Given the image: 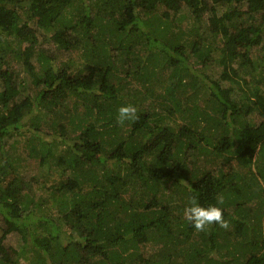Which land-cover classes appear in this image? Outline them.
Returning a JSON list of instances; mask_svg holds the SVG:
<instances>
[{"label":"trees","instance_id":"trees-1","mask_svg":"<svg viewBox=\"0 0 264 264\" xmlns=\"http://www.w3.org/2000/svg\"><path fill=\"white\" fill-rule=\"evenodd\" d=\"M80 2L78 11L71 0H0V264H264V89L247 93L245 109L238 105L229 87L202 71L210 49L198 31L225 37L221 78L231 79L239 60L251 72L259 68L262 86L264 54L255 50L264 46V0H96V9ZM184 6L198 22L187 52L172 24ZM37 27L52 28L57 51L81 49L79 66L39 53ZM34 56L46 67L33 77L35 93L18 99L16 64L34 71ZM164 67L175 68L168 80L158 76ZM133 81L148 82L154 105L138 108ZM128 104L139 119L125 129L116 115ZM16 136L41 165L62 168V179L46 186L60 216L36 214L34 199H26L39 178L7 160ZM192 154L203 162L189 161ZM193 196L222 208L235 231L197 232L183 216ZM11 233L31 246L28 263L19 261L27 251L4 242ZM148 242L154 251L144 249Z\"/></svg>","mask_w":264,"mask_h":264},{"label":"rangeland","instance_id":"rangeland-1","mask_svg":"<svg viewBox=\"0 0 264 264\" xmlns=\"http://www.w3.org/2000/svg\"><path fill=\"white\" fill-rule=\"evenodd\" d=\"M72 1V6L74 8H76L78 11H80L81 9V2L80 0H71ZM95 3L96 0H86V4L90 7H93L96 9L95 7ZM70 9L69 7L67 8V10ZM221 9V8H220ZM245 19H250L251 17H247L244 16ZM76 18L74 17V20ZM236 21H238L237 19H235ZM247 20V21H248ZM172 24L174 26L173 31H180L181 34L180 36L176 37V41L177 42H182V45L184 46V52L188 51L187 48V42L189 41V39L193 38L192 34L190 32V29H192L193 27H195L198 22L196 20H194L193 18H190L189 16V10L187 7H182V9L175 15V17L172 18ZM31 25H33L35 27V24L31 22ZM105 25V24H104ZM202 25H205V23H202ZM104 30L106 31L105 36L103 37V39H107L110 38L112 36V33H109L108 31L110 30V25H106L104 27ZM206 27L203 26L200 28L199 33H201L203 39L205 40L206 44L209 45V49H210V55H209V59L207 61V65L202 69V71L209 76L211 79L218 81L222 87H229L231 89V94L233 95V99L234 101L238 104V105H243L244 109L247 107V105L250 104L249 100H248V96L247 93H251L253 92L256 88L261 91V89H264V84L262 86H260L259 84L256 83V78L254 77V73L256 75L257 72H259V68L257 67L255 71H250V69L244 65H240L239 64V60L235 61L233 63V67L235 72L232 73L231 71H229L230 75H231V79L229 80H224L223 78H221L220 74L223 70V66L224 64L222 62L219 61L221 55H222V51L221 48L223 46V42L225 40V37L222 34L219 35H212L210 34L207 30ZM52 33L53 30L52 28H40L37 27V36H38V43L36 46V49L39 53L42 54H46L49 55L51 57H53V60L51 63H54L56 65H63L65 62H67L69 60V58L71 57L74 62H73V68L74 67H78L79 64L81 63V61H83V57H82V50H74L72 52L71 55H67V53H61L59 51L56 50V47H58V45L53 41L52 38ZM262 42L264 43V33H263V39ZM142 45V46H141ZM143 45L144 44H139L137 51H142L143 50ZM264 47V46H263ZM260 47L258 49L255 50V53H258L259 55L264 54V48ZM4 51V55H9L7 51ZM57 51V54H56ZM263 51V52H262ZM55 53V54H54ZM192 56V55H191ZM12 58V57H10ZM196 57H191L190 60L193 61V59ZM165 61V60H164ZM16 62V60H15ZM18 62V61H17ZM32 63H33V70L31 71L30 69H27V67H23L21 63L18 62L17 67L19 69L18 72V76L19 79L22 81V85L20 87V91L21 94L18 97V99H20L21 97L25 96V95H33L35 93V84L33 81V77L34 75H41L43 74L42 72L44 71L46 64L41 61L40 59L38 60V57L34 56V58L32 59ZM163 65V60L160 61V66ZM175 68L173 67H169V68H160L158 69V76L162 77L163 79H167L169 78V74L171 73V71H173ZM178 70V69H177ZM179 71V70H178ZM37 73V74H34ZM169 82V81H168ZM130 86V90L129 92L131 93H135L136 96L139 98L136 100V102L138 103V108L140 110H146V106L148 104H152L153 103V98L150 95L149 91H145V88L148 87V82L147 84H142L141 82H137V81H133L131 82ZM0 88H1V82H0ZM261 94L264 95V92L261 91ZM141 97H147V98H141ZM152 102V103H151ZM198 103H202L200 101H198ZM29 114L28 108L24 107L23 108V116H27ZM42 112H36L35 116H36V122L37 124L40 121V118L42 117ZM173 118H176L177 115L174 114V116H172ZM248 119L249 121H258L256 120V115H254V113H249L248 114ZM170 121V120H169ZM44 125V124H43ZM123 127L125 129L129 128V124H125L123 125ZM124 129V135H127V131H125ZM47 131H50L49 129ZM19 137V138H18ZM18 141V142H16ZM25 140L21 139L20 136H16V137H12L11 139H9V144L8 146L5 148V155L8 157V161L13 162L14 166L16 167L15 170L16 171H25L24 174L25 175H33V176H37L39 178L38 182L35 183H31L29 182V187L31 192H29V194L25 195L26 199H34L33 202V208L35 210L36 214H50L51 217H57L60 216V214L56 213V211H52V209H50L49 207L51 205H53V201L50 200V196L48 194V190L46 188L47 185H49L50 183H57L62 179V175H61V170L62 168H55L53 171L51 168L48 169L47 166L41 165L39 162V158L37 156H35L34 151L32 149H30L29 147H27L25 144ZM13 144V145H12ZM64 147L63 145L59 144L58 146V150H61V148ZM110 147V146H109ZM109 147H105L107 150ZM110 151V149L108 150ZM260 157L259 159H262L264 162V149L263 152L261 154H259ZM195 157L197 158V160H195ZM189 161L200 163L203 162L202 157H200L198 154H192V156L189 158ZM236 161H234L233 163H235ZM3 163V162H2ZM4 164V163H3ZM237 171L240 172V174H245V168L243 169H238ZM246 177H250V174L247 173ZM263 192V191H260ZM59 196V193H58ZM264 194H262L261 196V201H258V205H262V209H259V212H261V218L262 219L260 221L261 225L262 223L264 224ZM40 201V207H35L34 204L36 202ZM247 206L255 212V209H258L257 207V200L256 199H252L248 202ZM62 221V219H60ZM228 231H235L231 226L226 229ZM40 232H43L40 230ZM1 233V232H0ZM67 234V233H66ZM231 237L233 236L232 233ZM230 234H228V236H230ZM4 242L6 244H9L11 247L15 248L16 250H20L23 249L26 252V254L23 255V258H20L19 261L24 262V263H28L29 260H27V257L32 256L33 254L28 252L29 249H31V246L29 247L28 244H25L24 241L22 240L20 234L18 233H11L8 234L6 236V238L4 239ZM156 248V245L154 243H147V245L144 247L145 250L148 251H154V249ZM26 258H25V257Z\"/></svg>","mask_w":264,"mask_h":264},{"label":"clouds","instance_id":"clouds-1","mask_svg":"<svg viewBox=\"0 0 264 264\" xmlns=\"http://www.w3.org/2000/svg\"><path fill=\"white\" fill-rule=\"evenodd\" d=\"M137 119L139 117L134 105H122L117 109L116 123L118 125L123 126L126 122H135ZM189 188L191 189L190 185ZM219 203L223 204V199ZM183 216L200 233L208 231L213 225L225 230L229 228V222L224 219L222 208L214 205L201 206L194 196L190 198L189 206L184 209Z\"/></svg>","mask_w":264,"mask_h":264}]
</instances>
